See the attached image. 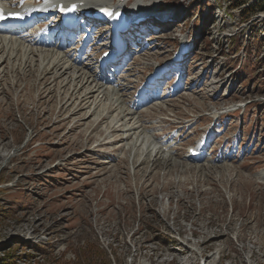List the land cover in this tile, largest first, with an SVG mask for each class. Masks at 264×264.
<instances>
[{
	"label": "rangeland",
	"instance_id": "1",
	"mask_svg": "<svg viewBox=\"0 0 264 264\" xmlns=\"http://www.w3.org/2000/svg\"><path fill=\"white\" fill-rule=\"evenodd\" d=\"M127 2L133 7L139 0ZM142 5L154 15L157 37L119 85L131 104L135 86L171 58L178 38L192 42L185 67L191 90L139 112L152 135L172 141L181 165H140L134 139L119 142L121 134L99 147L110 121L95 128L76 83L62 88L80 71L97 75L96 56L87 54L92 43L65 42L61 55L73 66L49 86L36 72L45 54L30 56L34 72L23 80L14 63H6L7 77L0 75V264H264V12L257 7L264 0ZM69 54L95 62L85 69ZM210 127L220 133L207 160L186 162L188 148L204 143L201 133Z\"/></svg>",
	"mask_w": 264,
	"mask_h": 264
},
{
	"label": "bare ground",
	"instance_id": "2",
	"mask_svg": "<svg viewBox=\"0 0 264 264\" xmlns=\"http://www.w3.org/2000/svg\"><path fill=\"white\" fill-rule=\"evenodd\" d=\"M75 2H83L85 6L92 4L103 7L104 4H106L110 6L116 5L118 7H124L125 9L126 7H129L127 0H114L111 2L109 0H75ZM142 2L143 0H139L138 6L135 3V5L128 10V12L131 13V15L133 14L135 17L140 16L143 10ZM154 38H151L150 40H154ZM42 45L43 44L40 43V41L31 45L27 41H22V37L16 39L0 36V75L4 74L7 77L8 65L6 63L13 62L14 67L12 68V71L15 73L16 77L19 76V80L26 79L34 72L32 63L30 62V56L36 57V52L39 51L40 53L45 54V56L41 58V62L38 60V68L36 70L38 81L41 82L45 79L46 86H49L48 82H51V79H53L52 84H56L57 82L59 83L61 79L63 80V78L69 74L73 65H69L70 61L67 63V60L64 59V55H61L60 52H58L59 54H53L37 49L42 48ZM34 48H36V50ZM16 63H18V67L15 68ZM89 74L90 73L87 71L78 72L77 76L70 77L73 78L70 79V81H62V88L69 86L72 82L76 83L74 92L78 91L85 94L82 95L83 97L81 96L82 100L80 99L81 102L79 101V104L83 105L86 103L88 104L86 109L93 111V116L97 119L95 122H98L95 128L99 129L100 123H105L106 121H110L111 126L114 124L112 127L110 126L111 131L109 130L110 132L108 136L99 143V147L110 144L114 135L121 134L120 138H118L119 142H123L125 140L127 141L129 138H131V140L132 138L134 139L132 140V144L131 142L129 143L132 145L133 150H135L136 155L138 154L140 156L139 161L143 158L140 165L151 162L158 164H164L165 162L168 166H174L176 164L181 165V162L177 161L175 157L176 154L172 149H170L172 147V144H168L170 141L164 142L165 140L162 141L161 137L158 138L157 136L152 135L153 133L151 134V129L144 126L145 124L139 115L140 113H133V110L136 108L129 106V102L125 99V95H122V86L117 85V83L115 86H106L105 83H95L96 81L93 80L94 75L91 77ZM38 84L39 86H42L41 83ZM95 94L97 96L93 102L91 99L92 97H95ZM90 102L93 103L89 104ZM158 104L159 102H155L153 107H150L145 111L160 108L161 104ZM144 109L145 108H142L141 110ZM95 110L96 112H94ZM108 115L110 119L108 118ZM214 117L217 121H220L224 116L216 115ZM117 127H122L123 132H120L122 130ZM122 135L123 137H121ZM198 146L206 147V143ZM201 152L203 153L204 150ZM184 159L186 162L196 164H199L200 161L197 158L190 157L189 155H187ZM182 167L184 168V166ZM202 169L205 170L207 168L205 165H202Z\"/></svg>",
	"mask_w": 264,
	"mask_h": 264
},
{
	"label": "snow or ice",
	"instance_id": "3",
	"mask_svg": "<svg viewBox=\"0 0 264 264\" xmlns=\"http://www.w3.org/2000/svg\"><path fill=\"white\" fill-rule=\"evenodd\" d=\"M71 7H72V10H75L76 5H72ZM62 10H64V9L62 8ZM109 15H112V13H109ZM2 18H3V12H2V10H0V19H2Z\"/></svg>",
	"mask_w": 264,
	"mask_h": 264
},
{
	"label": "trees",
	"instance_id": "4",
	"mask_svg": "<svg viewBox=\"0 0 264 264\" xmlns=\"http://www.w3.org/2000/svg\"><path fill=\"white\" fill-rule=\"evenodd\" d=\"M257 7H260V9L259 10H262L261 12H264V5L263 6H257ZM252 12V11H251ZM84 256H85V253H84ZM75 258L77 259V260H79V258H78V256L76 255L75 256ZM6 260V259H5ZM4 260V261H5ZM70 263V262H69ZM67 264V263H66Z\"/></svg>",
	"mask_w": 264,
	"mask_h": 264
}]
</instances>
